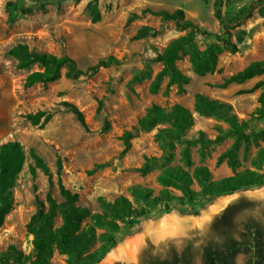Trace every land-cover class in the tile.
<instances>
[{"label":"rangeland","instance_id":"1","mask_svg":"<svg viewBox=\"0 0 264 264\" xmlns=\"http://www.w3.org/2000/svg\"><path fill=\"white\" fill-rule=\"evenodd\" d=\"M7 1L0 0V144L10 140L19 141L25 150L26 160L11 189L12 208L0 227V252L14 245L26 255L33 254V237L27 230V223L36 211L37 198L44 199L50 187L48 177L40 169L34 175L31 173L33 159L30 149L44 159L54 174L53 196L61 200L56 184L57 160L60 159L62 183L77 192L78 203L93 213L101 211L99 197L113 200L122 194L132 199L130 188L134 184L152 188L157 194L162 188L158 181L159 170L143 175L135 169L143 163L145 156L161 154L155 140L157 128L134 130L127 152H123L124 144L120 139L123 131L134 128L153 103L164 107L174 103L183 104L194 117V123L186 135L193 137L202 130L213 138L218 125L223 128L227 125L214 116L196 112L194 95L200 92L229 102L238 118L248 122L250 141L239 149L238 169L254 168L253 158L264 147V115L258 112L262 105L260 97L263 87L255 86L264 82V73L226 87L219 84L251 62L264 59V0H223L224 16L233 25L240 23L232 29L233 40H237L238 34L242 36L238 51L223 52L215 71L205 75L196 74L185 55L177 65L190 77L186 90L180 93L172 86L166 94V81L156 93L150 92L149 85L161 69L158 55L184 31L179 30L173 21L164 20L160 15L146 10L173 11L182 8L186 18L201 28L213 34H222V27L215 16L217 0H44L43 7L36 4L31 12L20 14L13 22L8 21ZM89 2L95 3L100 12L97 21L92 19L87 8ZM248 8L250 15L243 19ZM143 27H148L149 33L135 38ZM198 40L203 47L205 39L199 36ZM18 42L26 43L30 49L37 51L67 54L85 73L71 78L65 76L63 70L56 81L26 87L24 81L27 74L37 67L28 70L16 68V61L6 51ZM108 57L116 61L95 72L88 70L99 60ZM63 101L80 109L85 126ZM39 110L51 113V119L46 123L42 120L38 124L31 123L26 114ZM233 140L230 137L224 139L204 158L197 147H192L194 165H206L214 179L231 175L226 162L218 163L217 157L230 147ZM179 152L180 147H177L173 165L181 163ZM259 170L264 173V164ZM192 187L197 193L193 203H188L180 190L173 189L174 199L169 212L159 210L151 217L137 220L133 226H122L116 233L117 244L110 246L105 256L96 260L106 245L100 236L103 229H98L94 244L76 258V262L141 264V256L146 250L152 255L164 257L172 246L181 250L189 242L199 245L205 240L211 222L218 214H211L210 208L224 195H232V201H254V209L246 210V213L259 215L264 208V185L218 196H206L197 183ZM170 214L193 216L200 223L186 227L181 234L155 242L149 235L144 237L135 259L128 263L123 259L105 261L113 248L141 234L148 222L160 221ZM60 223L57 217L55 225ZM89 254L95 258L89 257ZM69 259L75 260V257L54 249L49 262L67 264ZM237 261H242L241 255ZM194 264H199V257H195Z\"/></svg>","mask_w":264,"mask_h":264},{"label":"trees","instance_id":"2","mask_svg":"<svg viewBox=\"0 0 264 264\" xmlns=\"http://www.w3.org/2000/svg\"><path fill=\"white\" fill-rule=\"evenodd\" d=\"M44 0H8L6 9L8 21H15L20 14L32 11L33 6L40 4L43 7ZM223 0L216 1L215 16L218 19L222 34H213L201 28L191 19L186 18L184 10L177 8L173 11L165 9L146 11L160 15L164 20L173 21L177 28L184 33L171 40L158 55L161 69L151 80L149 90L158 92L162 83H165L164 93H168L172 86L178 92H184L190 77L183 73L177 65L185 55L191 64L192 70L198 75L214 72L219 56L225 52L238 51V43L242 36L237 35L233 40V32L240 23H233L222 13ZM92 19H100V12L95 3L87 5ZM250 9L243 19L248 17ZM149 33L148 27L141 28L135 38L144 37ZM199 36L205 39L204 46L199 44ZM6 54L16 61L17 69L28 70L33 66L24 81L26 87L36 83H48L59 79L63 70L64 75L77 78L85 71L78 67L74 58L67 54L56 55L52 53L30 49L26 43L18 42L11 46ZM116 59L108 57L101 59L88 68L95 72L100 67H106ZM264 73V59L253 61L244 69L224 78L219 84L226 87L231 83H241L256 75ZM256 87L262 86L258 109L264 115V82H259ZM72 112L78 121L85 126L83 113L80 109L67 101L62 102ZM194 109L206 116H214L226 123L227 127L217 126V134L211 138L202 130L193 137L186 135L188 129L194 123L193 113L189 108L180 103H174L169 107L153 103L142 115L134 128L124 130L120 136L123 141V152L131 147V139L134 130H151L157 128L155 140L158 143L161 154L158 156H145L143 163L135 168L141 174H147L155 169L159 170L158 181L162 188L157 194L152 188L134 184L130 188L132 199L125 195H118L113 200L98 198L101 207L100 212H91L89 208L78 203V193L67 188L61 180V162L57 160V180L61 200H57L51 188L54 186V174L44 159L33 149L30 155L33 164L30 171L34 175L40 169L49 180L50 189L44 199L37 198L36 211L27 223V230L32 235L33 254L26 255L14 245H9L6 250L0 252V264H50L49 260L57 249L60 253L73 255L75 260L69 259L67 264H79L76 262L84 251L88 250L97 237V230L103 229L100 234L105 242L100 255L96 260L107 253L110 246L117 244L116 233L122 226H133L137 220L153 216L154 212L171 210V201L174 199L173 189L180 190L188 203L196 199V191L193 184L197 183L206 196H218L231 194L242 188H252L264 185V173L260 167L264 164V147H261L253 158L254 168L238 169L240 161L238 152L242 144L248 145V122L241 120L233 111L229 102L217 98H211L203 93L194 95ZM52 117L51 113L39 110L26 114V118L33 124L46 123ZM233 138V142L217 157V162H226L232 174L214 179L206 165H194L191 156V148L197 147L202 158L226 138ZM180 147L179 164H172L175 159V150ZM26 153L19 141L10 140L0 144V227L13 205L12 187L18 174L24 166ZM254 201L240 199L231 202L217 215L211 223V228L205 240L199 244L187 243L181 250L170 247L164 257L152 255L144 251L141 256V264H194L195 257H201L202 264H236V258L244 254L247 260L244 264L264 263V208L259 215L246 213V210L254 209ZM61 223L55 225L56 218ZM95 258L93 255H88ZM32 260V261H31ZM114 264H122L115 262Z\"/></svg>","mask_w":264,"mask_h":264},{"label":"bare ground","instance_id":"3","mask_svg":"<svg viewBox=\"0 0 264 264\" xmlns=\"http://www.w3.org/2000/svg\"><path fill=\"white\" fill-rule=\"evenodd\" d=\"M262 190L264 193V189ZM230 198H232V195L221 196L215 204L211 206L210 213L216 212L220 207L226 204ZM198 223H200L198 218L193 216L180 217L176 214H170L168 217H164L160 221H150L147 223L145 230L141 234L134 235L128 239L126 244H119L117 247L113 248L105 261L110 262L115 259L129 261L135 259L138 252L137 250L144 237L149 235L154 239H161L168 236L178 235L183 233L186 227Z\"/></svg>","mask_w":264,"mask_h":264},{"label":"flooded vegetation","instance_id":"4","mask_svg":"<svg viewBox=\"0 0 264 264\" xmlns=\"http://www.w3.org/2000/svg\"><path fill=\"white\" fill-rule=\"evenodd\" d=\"M222 211H223V210H222ZM222 211H221V212H222ZM221 212H220V213H221ZM220 213H218L217 215H219ZM217 215H216V216H217ZM216 216H215V217H216ZM215 217H214V219H215ZM214 219L212 220V222L214 221ZM212 222H211V223H212ZM240 255L242 256V261L238 262V261H237V258H236V264H244V263L246 262V260H247V257H246L244 254H240ZM238 256H239V255H238ZM238 256H237V257H238ZM199 264H202V259H201V257H199ZM263 264H264V263H263Z\"/></svg>","mask_w":264,"mask_h":264},{"label":"water","instance_id":"5","mask_svg":"<svg viewBox=\"0 0 264 264\" xmlns=\"http://www.w3.org/2000/svg\"><path fill=\"white\" fill-rule=\"evenodd\" d=\"M233 198V197H232ZM232 198H230L227 202H226V204H224L222 207H220L216 212H213V214H215V213H220L223 209H225L231 202H233L232 200ZM212 214V213H211ZM152 240L155 242V241H157L158 239H154V238H152ZM127 261V260H126ZM129 261H127V263H128Z\"/></svg>","mask_w":264,"mask_h":264}]
</instances>
